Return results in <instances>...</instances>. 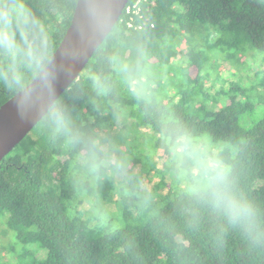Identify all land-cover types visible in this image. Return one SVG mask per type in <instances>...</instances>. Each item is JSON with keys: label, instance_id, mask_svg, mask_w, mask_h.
Returning <instances> with one entry per match:
<instances>
[{"label": "trees", "instance_id": "1", "mask_svg": "<svg viewBox=\"0 0 264 264\" xmlns=\"http://www.w3.org/2000/svg\"><path fill=\"white\" fill-rule=\"evenodd\" d=\"M150 1L135 17L142 27L118 20L78 79L1 159L0 218L16 240V264H264V111L240 123L264 107V94L240 80L214 94L203 88L217 59L235 63L252 50L264 62V0ZM20 2L35 23L23 37L17 30L19 53L0 49V104L47 63L77 0ZM159 72L172 77L164 82ZM120 116L155 138L144 154L123 152L129 175L117 180L101 160L110 139L117 151L127 145L113 133ZM204 135L223 145V167L192 173L189 154ZM137 164L161 175L151 190L140 187ZM85 197L91 215L79 207ZM108 197L113 210L99 207Z\"/></svg>", "mask_w": 264, "mask_h": 264}, {"label": "water", "instance_id": "2", "mask_svg": "<svg viewBox=\"0 0 264 264\" xmlns=\"http://www.w3.org/2000/svg\"><path fill=\"white\" fill-rule=\"evenodd\" d=\"M128 0H77L59 45L37 75L0 104V161L75 82Z\"/></svg>", "mask_w": 264, "mask_h": 264}, {"label": "rangeland", "instance_id": "3", "mask_svg": "<svg viewBox=\"0 0 264 264\" xmlns=\"http://www.w3.org/2000/svg\"><path fill=\"white\" fill-rule=\"evenodd\" d=\"M179 61L177 64L184 65L185 57L184 54H180L177 58ZM213 60V57H212ZM216 64L218 65L214 69L210 70V75L206 79L203 80V88L209 94H214V90L219 89L220 87L228 88L230 82H236L240 80L242 85L245 87H250L252 84L256 86L254 92H261L264 94V88L259 86V80L261 78L262 71L264 70V62L262 59V55L248 50L241 61H237L235 63L225 62L221 59H217ZM160 78L162 81H166L171 79V74H163L159 72ZM164 87H167V90L170 94L174 91L172 87L168 86L169 84H163ZM264 111L263 106H258L255 108V112H251L250 114L244 115L240 119V123L243 126L250 125L255 120L259 119ZM115 126L113 128V133L116 134L119 130L122 134L126 135V147L122 151H117L116 142L114 138L110 139L109 143L103 145V158L101 160V164L109 170H112L114 177L117 180L127 179L129 175L128 167L126 166L124 158V154L127 152H136V150H140L142 154H144L148 149L149 145H151L154 141V136L152 131L148 127H139L135 128L134 119L129 118L124 121L125 126H123V118L120 116L118 120L115 122ZM197 140H206L205 142H197L194 144L192 152L189 154L190 157L194 159L195 165L190 169L192 173H196L199 171H214L218 167L221 166V162H219L216 158V153L219 147L223 145H216L210 142L209 136L204 135ZM119 145V144H117ZM126 151L124 154L123 152ZM177 151L181 152L182 148L179 146ZM235 151H233L234 153ZM155 162L158 168L163 167L164 157H161L159 152L155 155ZM112 168V169H111ZM133 173L139 177V185L143 189L151 190V188L159 181L161 175L155 174L153 171L145 174L140 172L139 165L132 166ZM172 175H168L166 180H170ZM180 181L182 184L186 183L184 177L180 176ZM91 200L93 197H90ZM82 203L80 204V208L85 212V214L91 215L95 212V209L89 204V199L87 197L82 199ZM99 207L102 209L113 210L114 204L113 199L108 197L104 203H100ZM15 238L11 235V232L7 229L5 225L4 218H0V264H16L15 263V252L10 248L11 245L16 244ZM36 246H31V249H34ZM18 248V247H17ZM36 254L38 257H43L45 251L36 250Z\"/></svg>", "mask_w": 264, "mask_h": 264}, {"label": "clouds", "instance_id": "4", "mask_svg": "<svg viewBox=\"0 0 264 264\" xmlns=\"http://www.w3.org/2000/svg\"><path fill=\"white\" fill-rule=\"evenodd\" d=\"M34 23L20 0H0V49L10 54L19 53L21 46L17 41V30H21L23 37V29L30 28ZM229 207L240 210L249 206L231 202Z\"/></svg>", "mask_w": 264, "mask_h": 264}, {"label": "built area", "instance_id": "5", "mask_svg": "<svg viewBox=\"0 0 264 264\" xmlns=\"http://www.w3.org/2000/svg\"><path fill=\"white\" fill-rule=\"evenodd\" d=\"M148 0H132L127 2L124 6L122 13L118 20L125 22V25L129 28L140 29L142 27L141 23H135V17L142 18L141 15V6L144 2ZM153 0L150 1V4H153ZM122 17V18H121Z\"/></svg>", "mask_w": 264, "mask_h": 264}, {"label": "flooded vegetation", "instance_id": "6", "mask_svg": "<svg viewBox=\"0 0 264 264\" xmlns=\"http://www.w3.org/2000/svg\"><path fill=\"white\" fill-rule=\"evenodd\" d=\"M129 1V0H128ZM127 4V3H126Z\"/></svg>", "mask_w": 264, "mask_h": 264}]
</instances>
